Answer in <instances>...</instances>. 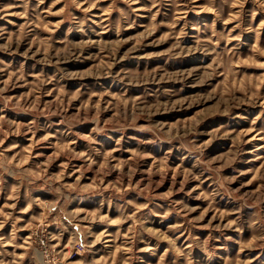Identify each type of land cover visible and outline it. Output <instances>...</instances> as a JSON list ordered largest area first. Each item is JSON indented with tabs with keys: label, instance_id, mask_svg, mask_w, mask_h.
Listing matches in <instances>:
<instances>
[{
	"label": "rangeland",
	"instance_id": "rangeland-1",
	"mask_svg": "<svg viewBox=\"0 0 264 264\" xmlns=\"http://www.w3.org/2000/svg\"><path fill=\"white\" fill-rule=\"evenodd\" d=\"M0 264H264V0H0Z\"/></svg>",
	"mask_w": 264,
	"mask_h": 264
}]
</instances>
